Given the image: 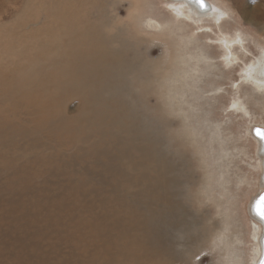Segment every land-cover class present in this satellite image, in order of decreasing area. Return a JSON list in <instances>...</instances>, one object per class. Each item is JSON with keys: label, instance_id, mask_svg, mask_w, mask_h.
<instances>
[{"label": "bare ground", "instance_id": "obj_1", "mask_svg": "<svg viewBox=\"0 0 264 264\" xmlns=\"http://www.w3.org/2000/svg\"><path fill=\"white\" fill-rule=\"evenodd\" d=\"M96 3L95 0L47 1L48 21L44 26L38 27L33 22L38 15L28 14L29 18H26V14L15 22L14 30L11 31L13 37L21 34L22 39L19 37L20 40L13 41L9 35L11 32L5 39H0L1 53L16 57L14 65L5 66V74L0 75V137L9 134L17 142L18 139L26 140L27 144L22 151L26 157H30L26 159L19 150L20 153L15 157V146L10 145L14 160L4 163L8 156L4 149L0 151L1 170L6 166L10 168V165L26 164L41 158L53 162L52 165L63 173V162L56 163L57 160L48 157L58 159L60 154L66 157L70 152L71 155L65 160L76 159L79 164H90L88 176L82 170L76 175L72 172L71 175L70 183L75 187V192L85 191L86 188L93 194V200L84 206L82 200H78L83 223L74 222L71 235L65 239L73 256L60 259L61 263L58 259L55 262L191 264L189 256L205 248L208 258L203 262L208 264H251V252L247 259L244 246L247 243L246 225L233 208L235 198L231 187L235 176L240 183L248 182L247 175L242 173L241 165L236 161L241 155L247 156V148L238 145L239 140L232 135L227 123L212 120L210 111H202L203 104L191 105L192 110L188 111L185 118L194 121L192 133L201 138L208 176L204 182L205 201H212L213 207L222 201L225 213L221 211L224 216L215 218L211 215V207L194 208L191 198L195 196L191 195V190L183 187V179L187 184H195V174H179L180 161L177 162L166 151L170 147L166 148L164 140L158 137V127L146 115L137 114L133 106L118 95L122 88L116 84H123L140 60L137 55L136 58H128L124 43L103 34V23L93 16ZM172 3L176 18L185 17L194 22H204L210 18L218 28L229 13L211 2H208L209 8L200 7L196 0H172ZM147 21L151 24L153 20L150 18ZM180 23L184 22L181 20ZM32 27L33 30L28 32ZM177 27L179 30L184 29L180 24ZM196 28L200 33L202 29H210L208 26ZM45 35L50 39H44ZM189 38L187 49H193L190 57L207 67L213 66L211 62L215 60V55L209 51L211 45L203 42L204 39L198 43L194 34ZM219 40L223 44L218 45L223 50L222 55L229 56L225 63H233L236 55L232 54L231 47L234 42L242 43L243 38L240 35L224 36ZM114 43H119V49H113ZM19 46H22L21 51H18ZM185 65L187 67L180 71L182 79L178 81L182 88H188L190 94L193 91L191 88H196L207 72L204 65ZM186 69L192 74L199 72L202 75L187 76ZM246 76L259 89L264 88V49ZM221 90L222 87L217 85L211 88V92L216 94ZM72 98H78L82 103L81 113L74 117L68 115V105ZM232 110L250 114L242 100L232 102ZM50 134L53 139L47 143ZM256 138L264 158V140ZM3 142H0V149L5 146ZM48 146L56 149L59 154L47 156L44 152H38L37 155L29 153L32 148L45 149ZM75 146L83 147L86 152L75 150ZM260 164L264 167V160ZM95 193L102 197L100 208L105 210L107 204L112 211L110 220L101 230L91 225L94 204L97 202ZM260 195L255 197L251 210L264 233V220L257 216L254 207ZM71 203L74 205L73 212L77 209V202L72 200ZM61 205L55 207L52 204L47 209L48 215L59 218L56 210H61ZM136 216L141 228L132 223ZM258 238L257 228L254 239L259 242ZM48 246H52L51 242ZM254 251L252 264H262L264 237L261 244L255 245ZM30 258L22 262L29 263L26 261Z\"/></svg>", "mask_w": 264, "mask_h": 264}, {"label": "rangeland", "instance_id": "obj_2", "mask_svg": "<svg viewBox=\"0 0 264 264\" xmlns=\"http://www.w3.org/2000/svg\"><path fill=\"white\" fill-rule=\"evenodd\" d=\"M47 1L54 0H0V39H5L14 30L15 22L26 14V18H29L28 14L38 15L33 20L37 26L39 25L38 27L45 24L48 21V12H46L48 7L45 4ZM95 1L97 3L93 9V16L95 20L103 23V34L124 43V51L128 58H136L137 55L138 61L140 60V63L135 61L137 62L136 68L133 69L134 72L127 75L126 81L123 84H116L122 88L118 95L129 102L137 114L146 115V118L158 127V137L164 140L165 147H170H166V151L172 154L178 160L177 162L180 161L178 163L179 167L181 166L178 168L179 174H195V184H187L183 179V187L191 190V195L195 196V198H191L194 208L207 209L211 207V215H214L215 218L224 216V214L221 215V211L225 213V205L222 201L216 203L217 207H213L212 201H205L204 182L208 176H206L201 138L192 133L194 121L185 118L192 110L191 105L203 104L202 111H210L212 120L227 123L231 127L232 135L239 140L238 145L247 148V156L241 155L236 161H239L241 171L247 175L248 182L240 183L238 177L235 176L232 179L231 187L235 198V207L233 208L246 225L247 243L244 246L247 250V259L248 253L251 252L252 264L255 245L261 244L264 237L262 225L257 222L251 210L255 197L264 192V167L260 164L264 158L260 153V145L254 133L256 128H264V88L259 89L250 78H247L246 73L257 62L259 54L264 49V0H205L225 9L227 13L229 12L222 19L220 28L210 18H206L204 22H194L185 17L177 16L176 18L172 0ZM150 18L153 20L151 24L147 21ZM181 20L184 23H180ZM178 24L184 29L179 30ZM201 26H208L213 31L205 28L206 31L202 29L200 33L196 27ZM32 30L33 27L29 28L28 32ZM192 34L197 36L198 43L204 39L203 42L208 46L211 45L209 51L215 55V60L211 62L213 66L207 67L196 58L190 57L193 49L191 47L187 49L186 42ZM9 35L12 36L13 41L22 39L21 34L13 37L11 32ZM237 35L243 38V42H234L231 51L236 55V60L226 64L225 59L229 56L222 55L223 50L218 45L223 44L219 39L224 36L235 37ZM44 37V39H50L48 35ZM48 42L49 40L45 43ZM118 44L112 45V47L115 45L114 50L119 49L120 45ZM19 47L18 51H21L22 46ZM14 60L16 57H10L7 54L5 56L0 51V75L4 73L5 66L14 65ZM185 63L190 66L204 65L207 72L204 79L197 83L196 88H191L193 91L190 94L188 88H182L178 81L182 79V70L187 67ZM186 71L188 72L187 76L202 75L199 72L192 74L191 71L187 69ZM216 85L222 87L221 92L217 94L211 92L212 86ZM195 90L197 92H194ZM184 91H187L186 95H184ZM134 94L136 95L134 96ZM195 97L198 100L194 99ZM238 100H242L246 104L250 114L232 110V102ZM81 105L78 98H72L68 105V115L74 117L80 114ZM178 107L181 108L178 109ZM12 138L14 136L10 137L9 134L0 137V142L4 141L3 143H5L0 151L4 149L8 156L4 163L14 160L10 145L15 146V157L20 152L25 156L22 149L27 144L26 140L18 139L17 142ZM52 139L53 136L50 134L46 142L49 143ZM42 148H32L29 153L37 155L38 152H44L47 156L59 154L51 146ZM74 149L85 151L81 146H75ZM71 153L66 157L60 154L58 159L48 157L57 160L56 163L63 162V173L52 165L53 162L44 161L41 158L26 162V164L10 165V168L6 166L3 170L0 167V264H40L41 262L59 264L61 263L60 259L73 256L65 239L71 235L74 222L83 223L78 200H82V206H84L93 200V194L86 188L85 191H74L75 187H72L70 183L71 175L73 173L76 175L82 170V173L88 176L90 164H79L76 159L65 160ZM25 158L29 159L30 157L25 156ZM36 171L37 177L35 176ZM182 174L181 176H183ZM94 196L97 202L94 204V219L91 225L96 230H101L102 226L110 220L112 211L107 204L105 210L101 209V195L95 193ZM107 197L111 198L110 195ZM72 200L77 202V209L73 212H71L74 207L71 205ZM52 204H55V207L61 205V210H56V216L61 217L60 220L48 215L47 209ZM67 218L73 220L68 221ZM132 223L134 226L138 224L141 228L137 216L132 219ZM58 228L60 229L58 230ZM257 228L259 242L254 239ZM96 237L99 238L100 235L97 234ZM50 242L53 247L48 246ZM205 250V248L199 249L195 252L197 255H190L191 264H208L203 262L208 258ZM41 255L44 257H40ZM25 258H30L26 261L29 263L22 262L26 260ZM57 259L59 263L55 262Z\"/></svg>", "mask_w": 264, "mask_h": 264}, {"label": "snow or ice", "instance_id": "obj_3", "mask_svg": "<svg viewBox=\"0 0 264 264\" xmlns=\"http://www.w3.org/2000/svg\"><path fill=\"white\" fill-rule=\"evenodd\" d=\"M196 2L200 5V7H205V0H196ZM255 134L261 139L264 140V128H256ZM255 211L257 216L260 217L261 220H264V194H261L259 198L255 202ZM264 264V261H262Z\"/></svg>", "mask_w": 264, "mask_h": 264}, {"label": "water", "instance_id": "obj_4", "mask_svg": "<svg viewBox=\"0 0 264 264\" xmlns=\"http://www.w3.org/2000/svg\"><path fill=\"white\" fill-rule=\"evenodd\" d=\"M205 6L209 8V7H210V4H209L207 1H205ZM207 10H208V9H207ZM255 135H256V134H255ZM256 136H257V135H256ZM257 137H258V136H257ZM258 138H259V137H258ZM262 194H264V192H263Z\"/></svg>", "mask_w": 264, "mask_h": 264}]
</instances>
